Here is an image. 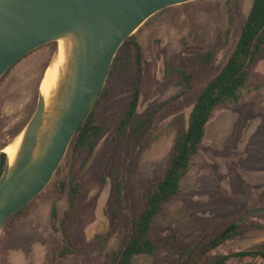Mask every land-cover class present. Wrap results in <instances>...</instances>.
I'll list each match as a JSON object with an SVG mask.
<instances>
[{
  "label": "rangeland",
  "instance_id": "rangeland-1",
  "mask_svg": "<svg viewBox=\"0 0 264 264\" xmlns=\"http://www.w3.org/2000/svg\"><path fill=\"white\" fill-rule=\"evenodd\" d=\"M252 2L197 0L170 7L132 35L142 52L136 115L156 112L150 131L138 144L117 134L137 86L132 48L112 71L107 95L94 109L95 124L104 130L94 151L70 147L46 189L6 223L0 264H107L123 250L134 233V216L142 214L168 168L178 130L187 127L199 93L234 51ZM55 50L56 42L34 50L0 79V154L31 121ZM209 51H215L214 61L203 68L201 56ZM185 69L194 73V86L183 95L178 71ZM115 162L123 191L118 220L110 182ZM72 179L78 187L74 206ZM263 205L264 52L239 99L214 108L179 194L160 207L149 232L158 251L132 263L214 264L240 252H260L264 215L249 219L216 249L204 248L248 210ZM225 264H264V258L231 257Z\"/></svg>",
  "mask_w": 264,
  "mask_h": 264
},
{
  "label": "water",
  "instance_id": "water-1",
  "mask_svg": "<svg viewBox=\"0 0 264 264\" xmlns=\"http://www.w3.org/2000/svg\"><path fill=\"white\" fill-rule=\"evenodd\" d=\"M193 1L197 0H0V79L34 50L75 38L71 74L52 130L35 155L45 111L39 94L21 156L12 170L7 162L0 177V235L9 219L51 182L74 135L96 106L124 42L159 12ZM257 215H264V205L239 223Z\"/></svg>",
  "mask_w": 264,
  "mask_h": 264
},
{
  "label": "trees",
  "instance_id": "trees-1",
  "mask_svg": "<svg viewBox=\"0 0 264 264\" xmlns=\"http://www.w3.org/2000/svg\"><path fill=\"white\" fill-rule=\"evenodd\" d=\"M168 9L169 8L158 14H161ZM132 48L136 50L135 58L138 64L137 86L126 114L118 126L117 134L123 141L129 140L138 144L150 131L156 112H146L140 117H137L136 115L140 98L138 85L142 71V52L135 36L128 38L119 49L108 74L107 82L110 80L112 71H115L121 63L120 61L125 57L131 56ZM263 52L264 0H253L234 51L220 73L199 93L189 116L187 127H182L178 130L173 149L169 156L168 168L164 176L148 199L142 214L140 216H134V233L132 238L122 251L111 256L107 264H133L132 262L135 257L142 255L152 256L158 251L159 246L149 238V232L160 207L165 201L179 194L182 180L189 172L191 160L197 155L199 147L205 137V129L211 118L212 111L220 103L237 101L239 99V92L247 81L250 69L257 63V61H259ZM214 57L215 51L204 53L200 59L201 67L204 68L209 66L214 61ZM178 73L183 87L182 94L186 95L194 86V73L186 69L179 70ZM107 92L108 88L106 84L100 94L96 106L77 130L69 148L73 146L74 150L78 151L87 147L89 148L90 153L94 151L97 142L104 134V130L95 124L94 109L97 107L100 100L106 97ZM6 164L7 157L5 154L1 153L0 177L4 172ZM110 182L114 201L113 217L114 220H118L122 214L123 208L121 167L118 162L114 163L110 171ZM70 184L73 194L70 203L71 206H74L75 198L78 194V187L74 179L71 180ZM51 217L53 219L55 218L54 210ZM233 233L234 232H223L222 235L214 239L208 246H205L204 251L207 252L216 249L219 245L227 241ZM249 255L251 254L237 253L231 257L244 259ZM61 256H63V254H61ZM231 257L223 258L214 264H225Z\"/></svg>",
  "mask_w": 264,
  "mask_h": 264
},
{
  "label": "bare ground",
  "instance_id": "bare-ground-1",
  "mask_svg": "<svg viewBox=\"0 0 264 264\" xmlns=\"http://www.w3.org/2000/svg\"><path fill=\"white\" fill-rule=\"evenodd\" d=\"M56 45L51 63L46 69L39 86V93L45 103V111L43 115V125L39 130L37 138L35 155L38 153L45 137L48 136L52 130L57 118L62 94L71 74L75 38L72 36L61 38L56 42ZM26 133L27 129L2 151L8 158L10 170L16 166L21 156Z\"/></svg>",
  "mask_w": 264,
  "mask_h": 264
},
{
  "label": "flooded vegetation",
  "instance_id": "flooded-vegetation-1",
  "mask_svg": "<svg viewBox=\"0 0 264 264\" xmlns=\"http://www.w3.org/2000/svg\"><path fill=\"white\" fill-rule=\"evenodd\" d=\"M16 65V64H15ZM37 108V107H36ZM259 208V207H258ZM253 210V209H252ZM249 211H251V210H248L246 213H248ZM245 213V214H246ZM244 214V215H245ZM243 215V216H244ZM243 216H241L236 222H234L233 224H231L230 226H228L223 232H234L233 233V235L230 237V238H232L234 235H235V233H236V231L239 229V227L242 225V224H244L245 222H247V221H245V222H242V223H239V220L243 217ZM257 216H259V215H257ZM255 216H253V217H251V218H254ZM250 218V219H251ZM223 232H221L220 234H218L215 238H213V239H211L210 240V242L207 244V246L214 240V239H216L218 236H220V235H222L223 234ZM229 238V239H230ZM228 239V240H229ZM226 242V241H225ZM264 242V241H263ZM223 244V243H222ZM221 244V245H222ZM220 246V245H219ZM218 246V247H219ZM262 246H263V248H262V250L260 251V252H254V251H247V252H240V253H249V254H251V255H249V256H247V257H263L264 258V244H262ZM247 257H245V258H247Z\"/></svg>",
  "mask_w": 264,
  "mask_h": 264
}]
</instances>
